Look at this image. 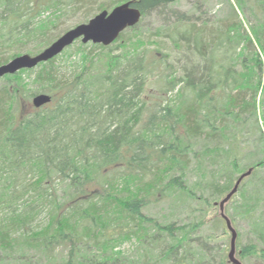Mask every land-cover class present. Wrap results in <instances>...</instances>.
Returning a JSON list of instances; mask_svg holds the SVG:
<instances>
[{"label": "trees", "instance_id": "1", "mask_svg": "<svg viewBox=\"0 0 264 264\" xmlns=\"http://www.w3.org/2000/svg\"><path fill=\"white\" fill-rule=\"evenodd\" d=\"M86 1L0 0V65L24 50L40 53L56 40L60 21ZM128 1L142 20L179 0H110L98 11ZM233 3L234 14L237 8L245 15L246 2ZM173 17L164 38L171 55L161 52L164 41L144 51L139 36L124 38L140 20L110 46L78 43L70 78L57 62L76 42L34 69L1 79L0 264L11 253L16 264H30L29 251L57 264L55 247L67 249L62 264H232L230 248L190 235L211 224L231 239L219 205L248 170L223 214L232 228L238 220L252 227L245 243L233 228L237 260L264 264V219L257 211L264 203L255 186L261 183L264 195V15L248 30L241 21L209 29L189 25L186 15ZM153 75L160 100L149 106L142 96ZM39 94L51 102L24 114L21 100ZM251 122L252 147L245 145ZM54 181L64 184L62 200ZM170 198L198 205L193 211L201 220L178 226L144 214ZM212 210L220 214L210 219ZM133 241L130 255L121 250ZM147 252L153 258L145 260Z\"/></svg>", "mask_w": 264, "mask_h": 264}, {"label": "rangeland", "instance_id": "2", "mask_svg": "<svg viewBox=\"0 0 264 264\" xmlns=\"http://www.w3.org/2000/svg\"><path fill=\"white\" fill-rule=\"evenodd\" d=\"M110 0H87L86 2L82 3L81 10L78 11L76 14H70L65 19H62L59 23L58 29L52 33V38L58 39L62 34L67 32L68 30L76 27L80 24L87 23L90 19H92L94 16L100 13L98 11V7L101 4H108ZM259 1V2H258ZM230 2L233 3V0H179L177 3L173 4L170 8L163 10L162 12H153L148 15H146L142 20L140 25L136 28L134 32L132 31H126L124 33V38L131 37L133 39L136 38V36H139L142 41L145 43L143 45V50H150L154 51L157 49V45H155L154 42H162L161 46V52L164 51V54L171 55V45L167 42V39H164L167 34L171 33V24H174L175 18L173 17L175 13L186 15L187 22L189 25H200L201 23H205V26L207 28H218L223 26L226 22H235V21H241L244 24V27L248 30V25H254L257 20H259L264 15V0H243V3H245V15L242 14L237 8L234 11L232 10V7L230 6ZM87 4V5H85ZM120 5V4H119ZM234 5V3H233ZM118 6V5H117ZM116 7V6H115ZM114 8V7H113ZM113 8L107 10L111 11ZM160 31V32H159ZM164 36V37H162ZM158 42V43H159ZM78 43H81L80 41H77L70 49H68L62 57H60V60L57 62L59 64V72L61 75H63V78H70L73 73L76 71L77 66V55H75V50L78 45ZM48 47V46H47ZM46 48V47H45ZM30 50V49H29ZM142 50V49H141ZM29 54L24 50V52L21 54ZM33 55V54H32ZM70 56V57H66ZM150 60L154 59L152 56L153 54L147 55ZM159 56L157 55V59ZM156 73V72H155ZM154 73V74H155ZM34 75H30V78H32ZM2 84V80L0 79V85ZM160 94H159V86L156 84V75L152 76L149 80V83L147 87L145 88L144 94L142 98L148 103L149 106H152L151 104L158 102L160 100ZM32 99L27 101V99L21 100L22 107L21 111L24 114H28L33 111V109H36L32 105ZM260 126H262V130L264 129V123H260ZM252 122L250 123V126L247 127L245 133V145L252 147L254 144L255 136L252 133ZM245 163H248L250 160H252L248 155L243 158ZM262 174H259L258 176H261ZM196 177L193 171H190L189 176V182L195 181ZM52 188L55 189L56 196L58 198H62L64 196V184L57 183L54 181L52 182ZM261 183H256L255 186L258 189L256 190L260 197V203H264V195L261 192ZM62 200V199H61ZM234 201V200H233ZM196 208H199L198 205L196 207L191 204H184L179 203L178 201L174 199H166L165 201H161L156 204H152L147 209L144 210V214L156 218L160 221V223H175V225L183 226L188 225L191 223H196L201 220L202 216L201 213L196 211V213L193 211V209L198 210ZM258 213H260L261 217L264 219V207H262L260 210L257 208ZM224 212V211H223ZM219 210H212L210 212V216L212 219L216 215L218 216ZM209 219V220H210ZM45 220L44 214L39 217L38 223H42ZM208 220V219H206ZM44 223H42L43 225ZM237 229L242 232V234L246 237L243 239V243L248 241V239L251 237L250 231L252 230L251 224L248 221H237ZM234 228V227H233ZM237 230L236 228H234ZM213 237L215 239V243L222 249H227L229 251L230 248V235L229 233L222 229L219 226L206 224L205 226L198 229L195 233H192L190 235L191 238H201L203 241V238ZM213 241V240H212ZM193 247H195V244H191ZM137 242H127L121 245V250L130 255L132 252L136 250ZM154 253V251H153ZM153 253L147 252L148 255H146L145 260H148L150 258H153ZM55 260L57 264H62V261L67 256V249L63 247H55ZM27 256L29 258L30 264H45V259L40 255L39 253L35 251H29L27 253ZM150 257V258H149ZM237 259V257L235 256ZM14 256L13 253L10 254L9 262L7 264H16L13 262ZM18 264V263H17ZM162 264H171L168 261L163 262ZM243 264V263H242ZM245 264H259L256 261H249Z\"/></svg>", "mask_w": 264, "mask_h": 264}, {"label": "water", "instance_id": "3", "mask_svg": "<svg viewBox=\"0 0 264 264\" xmlns=\"http://www.w3.org/2000/svg\"><path fill=\"white\" fill-rule=\"evenodd\" d=\"M134 1H128L114 7L110 12L101 11L85 24L77 25L62 34L58 39L52 42L48 47L36 55L23 54L9 62L0 65V79L7 75H14L21 70H30L36 68L42 63H46L72 46L75 42L80 41L82 44L102 45L104 47L112 45L125 30L135 27L141 20L142 14L135 7ZM34 108H41L51 102V97L47 94H39L32 99ZM251 170L242 174L234 188L228 194L223 202L220 203L221 216L226 221V226L231 234L229 261L232 264H241L235 258L236 232L232 228L230 221L223 214L224 202L229 200L236 192L241 181L249 176Z\"/></svg>", "mask_w": 264, "mask_h": 264}]
</instances>
